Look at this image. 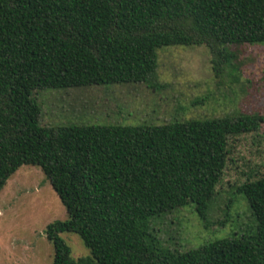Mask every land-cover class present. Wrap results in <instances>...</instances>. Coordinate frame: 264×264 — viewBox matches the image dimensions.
<instances>
[{"label":"trees","instance_id":"obj_1","mask_svg":"<svg viewBox=\"0 0 264 264\" xmlns=\"http://www.w3.org/2000/svg\"><path fill=\"white\" fill-rule=\"evenodd\" d=\"M240 45H264V0H0V192L23 165L43 173L66 211L46 226L51 264H264V175L237 188L254 234L181 253L151 230L190 205L206 220L229 139L257 132L259 114L42 126L35 96L152 82L157 51L174 46H205L220 79ZM62 233L89 255L73 258Z\"/></svg>","mask_w":264,"mask_h":264},{"label":"rangeland","instance_id":"obj_2","mask_svg":"<svg viewBox=\"0 0 264 264\" xmlns=\"http://www.w3.org/2000/svg\"><path fill=\"white\" fill-rule=\"evenodd\" d=\"M234 55L223 78L214 77L205 46L157 51L152 82L47 88L35 95L40 125L165 124L259 114V130L229 139L226 167L205 221L193 205L151 221L161 244L187 252L214 241L256 232V220L237 188L264 175V45L231 46ZM66 211L43 173L23 165L0 192V264H51L46 226ZM60 238L73 258L89 255L73 233Z\"/></svg>","mask_w":264,"mask_h":264}]
</instances>
